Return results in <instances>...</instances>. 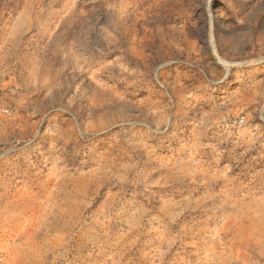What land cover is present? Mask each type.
Listing matches in <instances>:
<instances>
[{
  "label": "rangeland",
  "instance_id": "rangeland-1",
  "mask_svg": "<svg viewBox=\"0 0 264 264\" xmlns=\"http://www.w3.org/2000/svg\"><path fill=\"white\" fill-rule=\"evenodd\" d=\"M0 264H264V0H0Z\"/></svg>",
  "mask_w": 264,
  "mask_h": 264
},
{
  "label": "bare ground",
  "instance_id": "bare-ground-1",
  "mask_svg": "<svg viewBox=\"0 0 264 264\" xmlns=\"http://www.w3.org/2000/svg\"><path fill=\"white\" fill-rule=\"evenodd\" d=\"M215 49V48H214ZM220 61V63H222L223 65H227L228 62L224 61L222 58L218 59ZM229 65V64H228ZM226 67V66H225ZM227 68V67H226ZM229 73V72H228Z\"/></svg>",
  "mask_w": 264,
  "mask_h": 264
}]
</instances>
